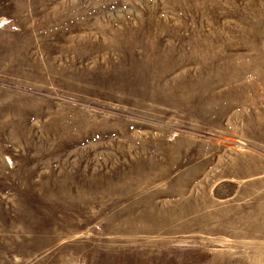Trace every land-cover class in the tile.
<instances>
[{
    "label": "rangeland",
    "instance_id": "rangeland-1",
    "mask_svg": "<svg viewBox=\"0 0 264 264\" xmlns=\"http://www.w3.org/2000/svg\"><path fill=\"white\" fill-rule=\"evenodd\" d=\"M0 264H264V0H0Z\"/></svg>",
    "mask_w": 264,
    "mask_h": 264
}]
</instances>
